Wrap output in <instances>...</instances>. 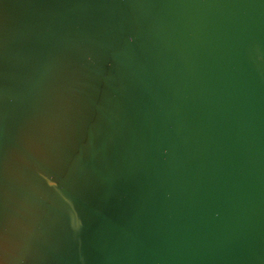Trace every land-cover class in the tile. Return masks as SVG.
<instances>
[{
    "label": "water",
    "instance_id": "95a60500",
    "mask_svg": "<svg viewBox=\"0 0 264 264\" xmlns=\"http://www.w3.org/2000/svg\"><path fill=\"white\" fill-rule=\"evenodd\" d=\"M0 264H264V0H0Z\"/></svg>",
    "mask_w": 264,
    "mask_h": 264
}]
</instances>
